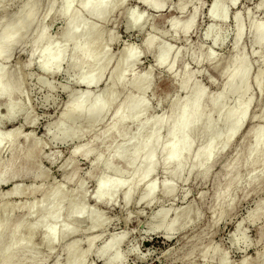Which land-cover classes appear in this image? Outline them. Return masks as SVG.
I'll use <instances>...</instances> for the list:
<instances>
[{"label": "clouds", "instance_id": "9594fccd", "mask_svg": "<svg viewBox=\"0 0 264 264\" xmlns=\"http://www.w3.org/2000/svg\"><path fill=\"white\" fill-rule=\"evenodd\" d=\"M0 264H264V0H0Z\"/></svg>", "mask_w": 264, "mask_h": 264}]
</instances>
